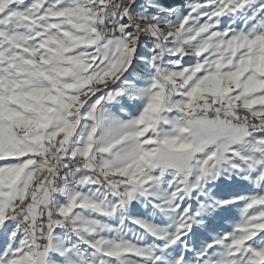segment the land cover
<instances>
[{"label": "snow or ice", "instance_id": "obj_1", "mask_svg": "<svg viewBox=\"0 0 264 264\" xmlns=\"http://www.w3.org/2000/svg\"><path fill=\"white\" fill-rule=\"evenodd\" d=\"M0 264H264V0H0Z\"/></svg>", "mask_w": 264, "mask_h": 264}, {"label": "rangeland", "instance_id": "obj_2", "mask_svg": "<svg viewBox=\"0 0 264 264\" xmlns=\"http://www.w3.org/2000/svg\"><path fill=\"white\" fill-rule=\"evenodd\" d=\"M180 2H183V0H180ZM0 243H2V240H0Z\"/></svg>", "mask_w": 264, "mask_h": 264}]
</instances>
